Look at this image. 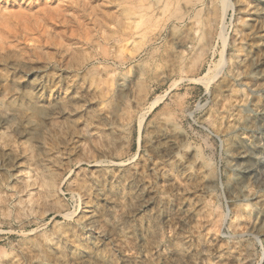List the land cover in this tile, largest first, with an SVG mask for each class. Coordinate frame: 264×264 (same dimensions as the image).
<instances>
[{"label":"rangeland","instance_id":"rangeland-1","mask_svg":"<svg viewBox=\"0 0 264 264\" xmlns=\"http://www.w3.org/2000/svg\"><path fill=\"white\" fill-rule=\"evenodd\" d=\"M0 264H264V0H0Z\"/></svg>","mask_w":264,"mask_h":264}]
</instances>
